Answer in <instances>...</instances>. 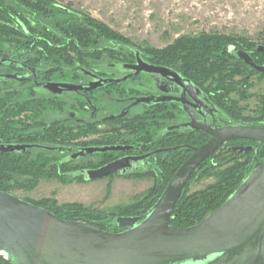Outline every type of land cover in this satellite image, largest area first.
I'll return each instance as SVG.
<instances>
[{
  "label": "trees",
  "instance_id": "obj_1",
  "mask_svg": "<svg viewBox=\"0 0 264 264\" xmlns=\"http://www.w3.org/2000/svg\"><path fill=\"white\" fill-rule=\"evenodd\" d=\"M26 14L27 30L3 23L8 20L4 18L6 16L15 18ZM1 16L0 38H8L19 47L27 45L28 38L29 44L34 46L31 52L55 55L62 67L77 62L86 65L98 54L109 53L119 45L128 46L147 55L155 64L174 68L202 88L216 109L220 125L264 126V96L250 114H245L240 104L241 100L251 96L249 89L254 86V77L264 78V73L247 65L237 54L238 50H245L257 64L264 65V51L258 50V45H264V32L260 33L261 43L234 34L201 32L181 35L165 47L158 48L137 44L101 20L79 10L59 6L54 0H0ZM163 112H166L164 107L157 110L158 114ZM141 132L147 134L143 127ZM209 138L210 135L204 131H184L183 138L179 140L159 139L157 143L162 141L161 145L184 143V147L158 153L153 171L134 174L132 178L150 177L152 186L135 201L120 205L110 212L80 202L61 204L54 197L55 194L52 197L25 200L63 219L89 222L103 230L119 232L122 229L116 223L117 216L146 215L175 171L192 153L186 145L198 146ZM245 145H252L253 149L249 152L233 150ZM262 162L264 143L258 147L256 142L245 139L225 143L193 172L176 203L171 224L189 227L203 220L219 208ZM212 176L215 177L214 182L192 191L196 181ZM43 179H56L63 184L74 181L71 173L53 168L45 157L0 154L1 191L14 193L20 189L32 190ZM0 264H11V259L0 255Z\"/></svg>",
  "mask_w": 264,
  "mask_h": 264
},
{
  "label": "water",
  "instance_id": "obj_2",
  "mask_svg": "<svg viewBox=\"0 0 264 264\" xmlns=\"http://www.w3.org/2000/svg\"><path fill=\"white\" fill-rule=\"evenodd\" d=\"M258 50L264 51V45H258ZM237 54L247 65L264 73V65L257 64L247 51L238 50ZM132 68L184 88L182 96L173 100L183 103L191 120L168 131L182 127L204 131L210 138L198 146L186 145L192 153L175 171L146 215L117 216L116 223L122 229L119 232L106 231L89 222L63 219L14 193L0 190V251L8 255L11 264H264V162L203 220L189 227L171 224L176 203L199 165L232 140H250L258 147L264 143V126H213L207 122L204 112H201L204 119L198 121L190 104L199 110L208 109V96L199 86L174 68L152 65L140 58ZM54 84L69 87L65 83ZM170 99L158 97L153 102ZM215 110L211 106L205 112ZM26 147L0 145V151ZM126 149L107 146L92 150ZM252 149V145L233 148L238 152ZM129 164L128 159H119L87 170L85 176L89 181L106 178L125 172Z\"/></svg>",
  "mask_w": 264,
  "mask_h": 264
},
{
  "label": "flooded vegetation",
  "instance_id": "obj_3",
  "mask_svg": "<svg viewBox=\"0 0 264 264\" xmlns=\"http://www.w3.org/2000/svg\"><path fill=\"white\" fill-rule=\"evenodd\" d=\"M4 18L8 26L27 30V14ZM26 41L19 47L0 38V145L27 146L0 154L45 157L53 168L71 173L77 184L105 179L89 181L85 172L126 158L130 164L125 172L106 178L132 179L136 173L153 171L158 153L184 147V143L161 145L159 139L179 140L184 131H198L182 127L168 131L191 120L183 103L173 100L182 96L184 88L132 68L139 58L158 65L139 50L119 45L86 65L62 67L55 55L31 52L34 46ZM158 97L172 99L153 102ZM186 98L193 102L189 95ZM207 104L208 109L201 110L190 104L195 119L202 121L204 112L210 125L224 126L216 110L205 112L214 106L209 98ZM163 107L166 112L158 114ZM107 146L127 149L92 150Z\"/></svg>",
  "mask_w": 264,
  "mask_h": 264
},
{
  "label": "rangeland",
  "instance_id": "obj_4",
  "mask_svg": "<svg viewBox=\"0 0 264 264\" xmlns=\"http://www.w3.org/2000/svg\"><path fill=\"white\" fill-rule=\"evenodd\" d=\"M59 6L79 10L101 20L142 46L162 48L186 34L220 32L247 37L261 43L264 32V0H54ZM251 96L241 100L250 114L264 96V78L254 77ZM215 181L205 177L192 191ZM153 184L150 177H112L86 184H63L43 179L32 190L14 192L20 198L54 197L59 203L80 202L85 206L112 211L138 199ZM110 185V186H109ZM110 188H109V187ZM4 256V253L0 252Z\"/></svg>",
  "mask_w": 264,
  "mask_h": 264
},
{
  "label": "built area",
  "instance_id": "obj_5",
  "mask_svg": "<svg viewBox=\"0 0 264 264\" xmlns=\"http://www.w3.org/2000/svg\"><path fill=\"white\" fill-rule=\"evenodd\" d=\"M0 252H1V251H0ZM2 253H4V252H2ZM4 257L7 258V254H6V253H4Z\"/></svg>",
  "mask_w": 264,
  "mask_h": 264
}]
</instances>
